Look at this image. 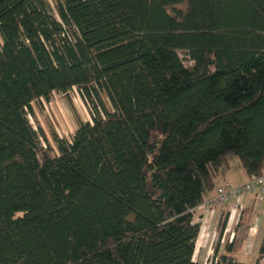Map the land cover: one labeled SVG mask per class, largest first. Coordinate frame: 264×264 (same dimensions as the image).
<instances>
[{
	"label": "trees",
	"instance_id": "trees-1",
	"mask_svg": "<svg viewBox=\"0 0 264 264\" xmlns=\"http://www.w3.org/2000/svg\"><path fill=\"white\" fill-rule=\"evenodd\" d=\"M73 87L90 120L43 147ZM231 155L262 175L264 0H0V264H201Z\"/></svg>",
	"mask_w": 264,
	"mask_h": 264
},
{
	"label": "crops",
	"instance_id": "crops-1",
	"mask_svg": "<svg viewBox=\"0 0 264 264\" xmlns=\"http://www.w3.org/2000/svg\"><path fill=\"white\" fill-rule=\"evenodd\" d=\"M229 165L227 162L224 166L229 167ZM232 165L234 171L224 174V183L243 184L247 180L248 174L241 163L232 162ZM262 175L264 176V170H262ZM219 186L220 184L214 185V189L208 193L207 198ZM231 209H235V216L233 221L227 225L226 216ZM199 211L200 215L198 216H201L204 221L206 232L197 246L200 233L198 234L193 256L197 251L201 254L207 246V258L212 254L210 262L227 253L234 257L238 264H249V257L254 255L253 264H256L264 236V197L255 193H244L240 198L239 207L235 206L234 201H231L216 210L207 211L199 206L196 215ZM263 258L264 255L259 259V264H264Z\"/></svg>",
	"mask_w": 264,
	"mask_h": 264
},
{
	"label": "rangeland",
	"instance_id": "rangeland-1",
	"mask_svg": "<svg viewBox=\"0 0 264 264\" xmlns=\"http://www.w3.org/2000/svg\"><path fill=\"white\" fill-rule=\"evenodd\" d=\"M48 1L51 5H53V0ZM180 56L183 58V54H180ZM184 63L187 65L188 61H184ZM32 108L33 114H28L30 124L33 126V128L38 129V127H41L44 131L47 142L40 139L42 146L46 147L48 144L55 151V143L50 134L51 130H54L58 137L69 140L77 125V118L83 121L90 120L88 107L76 87L71 88L66 93L52 92L48 100L42 99L39 100V102H33ZM232 162L240 164L238 157L236 155H231L228 159V164H230L229 167H220L219 172L214 179L215 186H218L219 184L221 186L224 183L225 180L223 177L226 172L233 173L234 168ZM262 170H264V165ZM202 206L203 204L201 207ZM202 208L204 209V207ZM198 215H200V211L196 215V220L200 223L199 233L202 232L200 238V240H202V237L206 232V226L201 216ZM211 258L212 254L208 255L207 258V246L204 248V251L201 254L197 251L193 256V260L200 261L201 264H209ZM254 259V255L250 256L248 263L253 264Z\"/></svg>",
	"mask_w": 264,
	"mask_h": 264
},
{
	"label": "built area",
	"instance_id": "built-area-1",
	"mask_svg": "<svg viewBox=\"0 0 264 264\" xmlns=\"http://www.w3.org/2000/svg\"><path fill=\"white\" fill-rule=\"evenodd\" d=\"M244 193H255L264 197V176L250 174L248 175L247 180L240 185L225 182L215 189L214 193L207 198L202 207L207 211L216 210L231 201H234L235 206L239 207L240 198ZM234 214L235 209H231L227 215V225L233 221ZM215 261L216 260H214V262Z\"/></svg>",
	"mask_w": 264,
	"mask_h": 264
},
{
	"label": "bare ground",
	"instance_id": "bare-ground-1",
	"mask_svg": "<svg viewBox=\"0 0 264 264\" xmlns=\"http://www.w3.org/2000/svg\"><path fill=\"white\" fill-rule=\"evenodd\" d=\"M201 235H202V232H200V234H199L198 241H197V246L200 244Z\"/></svg>",
	"mask_w": 264,
	"mask_h": 264
}]
</instances>
